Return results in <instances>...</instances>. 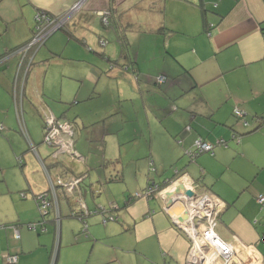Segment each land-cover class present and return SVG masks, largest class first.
<instances>
[{
    "label": "crops",
    "instance_id": "0c3cea01",
    "mask_svg": "<svg viewBox=\"0 0 264 264\" xmlns=\"http://www.w3.org/2000/svg\"><path fill=\"white\" fill-rule=\"evenodd\" d=\"M38 13L67 17L60 31L93 63L127 68L111 76L131 84L127 93L119 85L121 102L144 114L120 111L117 131L135 119L139 131L125 139L123 131L108 150L114 115L74 112L94 95L46 91L45 67L61 59L56 39L40 49L15 97L14 52L33 37ZM49 112L76 124L78 156L44 144ZM0 126V264L8 256L16 264H188L191 240L175 220L183 207L164 197L189 186L224 203L217 234L237 258L264 264V0H0ZM199 140L214 146L213 156L190 158ZM152 186L158 192L147 197ZM42 194L53 202L45 215Z\"/></svg>",
    "mask_w": 264,
    "mask_h": 264
},
{
    "label": "built area",
    "instance_id": "2783aa9c",
    "mask_svg": "<svg viewBox=\"0 0 264 264\" xmlns=\"http://www.w3.org/2000/svg\"><path fill=\"white\" fill-rule=\"evenodd\" d=\"M102 20L105 25H109L110 21L108 17L102 15ZM35 30L33 38L30 42L24 45L22 48L14 52L21 57V74L16 78L15 97H18V93L21 94V98L26 88L27 76L29 73V67L34 60L36 53L44 46L49 37L55 34L57 31L63 29L66 25L67 17L60 19L52 18L44 13H38L35 19ZM22 75V76H21ZM23 77L19 81V77ZM162 83L164 78H160ZM19 82L21 86H19ZM18 99V98H17ZM236 115L243 116V113L236 110ZM47 126L49 129V135L46 142L49 146L57 147V154H67L70 156H78L75 150V131L71 124H59L56 119L51 115L47 118ZM22 128L24 126L22 125ZM3 126H0V133L3 132ZM219 145H225L224 141H219ZM197 149L190 154V158L193 160L199 154L208 153L214 155V146L199 140L196 144ZM58 184H62L61 180ZM157 187L149 188L145 193L147 197L154 193H157ZM156 191V192H155ZM188 191H193L192 187H188L183 191L171 190L170 196L164 197V201L167 199L170 201L168 206L181 204L183 212L181 215L176 216V222L182 228V230L188 235L191 240V246L186 258L188 264H253L252 262L243 263L237 258L234 247L224 242L217 234V226L219 216L224 210V203L216 198L213 194L206 192L202 195H195L189 197L186 195ZM143 194L137 193L136 197L141 198ZM37 201L43 214H47L52 208L53 202L48 194H42L38 196ZM258 203L262 209H264V196L258 198ZM84 218L89 216V213L83 214ZM184 216L187 219L184 220ZM115 220L114 217L111 218ZM108 220H105V222ZM35 226H33L34 228ZM8 264H15L17 262L16 257H7Z\"/></svg>",
    "mask_w": 264,
    "mask_h": 264
},
{
    "label": "rangeland",
    "instance_id": "374dc122",
    "mask_svg": "<svg viewBox=\"0 0 264 264\" xmlns=\"http://www.w3.org/2000/svg\"><path fill=\"white\" fill-rule=\"evenodd\" d=\"M51 39H56L59 51L58 55L61 57V59L55 60V58H53L45 67V78L43 79V82L46 91L53 97H60V95L62 94V90L64 89L63 94L65 97L73 99L74 97H76L75 95H77L80 100H87L92 95H94L93 97L96 99H91L78 105L77 107H75L76 109L74 110V112L77 111L78 113H81V115L90 114L89 112L95 114L97 113L98 116H100V113L104 114L105 112L114 115L110 119H108L109 125H113V127H116L115 135L109 137L110 139L107 146L108 150H111L117 144V137L119 135L121 136V133L124 131H117L118 127L120 126L121 119L124 118L122 112L120 111L128 107L129 111H131L130 113L133 114L136 118L138 115L144 114V112H142L141 110H137L134 105H131V102H121L126 100L125 98L121 100L120 86L122 87L123 92L127 93L132 89L131 84L125 81H122L119 84L118 81L120 80L121 75L119 74L117 76H111L113 73L119 71L118 66L112 65L111 67V65L107 64L108 68L104 69L102 66L93 63L91 55L86 51V49L76 43H70L68 41L70 39H68L63 32H56L50 37L49 40ZM101 46H103L102 43ZM42 49L46 52L45 46ZM43 50L42 53H45L43 52ZM100 50L103 52L104 48L98 47V54H100ZM130 50L131 48L129 47V51ZM94 55L95 53L92 54L93 58ZM39 56H41V53H39ZM123 69H120L118 73L127 71V68ZM101 71L107 74V77L104 76L101 78ZM130 73H132L131 70ZM81 86L82 89L80 91L79 87ZM97 95H100V97L98 98ZM156 101L159 105H162V103H160V98H157ZM69 103L70 102H67V104ZM156 111L157 109L153 110V112ZM86 118L89 120L95 119L93 114H90L89 117L86 116ZM144 120H146L145 116ZM103 124L104 123L97 125L103 126ZM137 124H140L137 119L130 121L128 125L121 124L126 130L124 131L125 136L122 135L121 138L124 137L123 139H125L127 136H129L131 134V131L128 129L132 127L134 128V130L139 131V125L137 126ZM114 138H116L117 141Z\"/></svg>",
    "mask_w": 264,
    "mask_h": 264
},
{
    "label": "trees",
    "instance_id": "16d2710c",
    "mask_svg": "<svg viewBox=\"0 0 264 264\" xmlns=\"http://www.w3.org/2000/svg\"><path fill=\"white\" fill-rule=\"evenodd\" d=\"M34 30H35V28L33 29V32H34ZM34 35V34H33ZM33 38V37H32ZM32 38L30 39V41L32 40ZM48 39H50V37L48 38ZM48 39H47V41H48ZM29 41V42H30ZM46 41V42H47ZM46 42H45V44L44 45H46ZM43 47V46H42ZM41 47V48H42ZM40 48V49H41ZM19 49V48H18ZM40 49H39V51H40ZM16 50V49H15ZM39 51L36 53V55H35V57H34V60L32 61V63H31V65H30V67H29V73H28V76H27V82H26V89H27V86H28V80H29V77H30V73H31V69H33V67H34V64H35V58H36V56H37V54L39 53ZM12 52H14V51H12ZM11 52V53H12ZM161 78H164V82L162 83L161 81H159L160 80V78L157 80V83L159 84V85H163L164 83H166L167 82V78L165 77V76H161ZM238 110V109H237ZM243 113V112H242ZM235 116H236V118L237 119H239V120H242L243 121V123H244V125H246V126H248V124H247V122H245V120H244V114H243V116L242 117H239V116H237L236 115V111H235ZM53 116L55 119H56V121L59 123V124H71L72 126H73V128H74V131H75V137H74V141L76 142L77 140H76V124L73 122V121H71V120H67V119H58L56 116H54V114L52 113V112H49V113H47L46 115H44V125H43V128H44V132H45V135H44V139H43V142H44V144H46V145H48L47 144V142H46V139H47V137H48V135H49V129H48V126H47V118L49 117V116ZM225 143H226V141H224ZM51 148H53L55 151L57 150V147L56 146H50ZM75 150H76V146H75ZM76 152H77V150H76ZM208 154V153H207ZM155 186H152V187H150V188H154ZM159 191H160V189H159ZM109 221V220H108ZM18 260V259H17ZM16 264V263H15Z\"/></svg>",
    "mask_w": 264,
    "mask_h": 264
},
{
    "label": "water",
    "instance_id": "95a60500",
    "mask_svg": "<svg viewBox=\"0 0 264 264\" xmlns=\"http://www.w3.org/2000/svg\"><path fill=\"white\" fill-rule=\"evenodd\" d=\"M59 31H60V30H59ZM177 173H178V172H177ZM79 185H80V184H79ZM186 195L189 196V197H194V196H195V193L192 192V191H188V192L186 193ZM183 219L186 220V219H187V216H184ZM83 224H84L83 232L85 233L86 231H88V225L86 224L85 221L83 222Z\"/></svg>",
    "mask_w": 264,
    "mask_h": 264
}]
</instances>
